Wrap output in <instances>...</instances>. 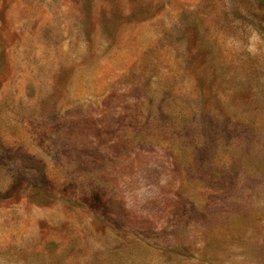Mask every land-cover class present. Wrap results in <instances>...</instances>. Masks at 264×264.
<instances>
[{
	"label": "rangeland",
	"instance_id": "374dc122",
	"mask_svg": "<svg viewBox=\"0 0 264 264\" xmlns=\"http://www.w3.org/2000/svg\"><path fill=\"white\" fill-rule=\"evenodd\" d=\"M0 264H264V0H0Z\"/></svg>",
	"mask_w": 264,
	"mask_h": 264
}]
</instances>
